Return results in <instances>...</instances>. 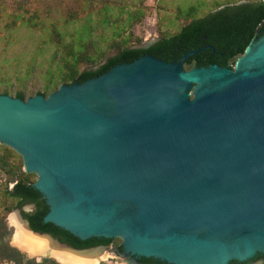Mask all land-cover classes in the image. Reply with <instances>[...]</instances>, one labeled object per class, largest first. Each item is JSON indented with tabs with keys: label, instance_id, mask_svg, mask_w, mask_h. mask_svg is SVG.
Returning <instances> with one entry per match:
<instances>
[{
	"label": "water",
	"instance_id": "1",
	"mask_svg": "<svg viewBox=\"0 0 264 264\" xmlns=\"http://www.w3.org/2000/svg\"><path fill=\"white\" fill-rule=\"evenodd\" d=\"M263 17L221 7L46 96L0 93V144L36 176L2 189L8 219L87 262L264 264V21L224 66Z\"/></svg>",
	"mask_w": 264,
	"mask_h": 264
},
{
	"label": "rangeland",
	"instance_id": "2",
	"mask_svg": "<svg viewBox=\"0 0 264 264\" xmlns=\"http://www.w3.org/2000/svg\"><path fill=\"white\" fill-rule=\"evenodd\" d=\"M214 0H0V86L8 89L9 96L14 91L22 89L24 99L41 92L46 96L63 83L59 80V71L62 70L59 53H66L69 47L80 45L81 41H99L108 38L104 57L107 53L118 49V37L112 40L111 28L106 23V16L124 14L119 11L120 3H127L131 8L139 6L143 15L136 19L130 27L122 29V35L127 38V45L133 46L144 43L149 39L157 40L163 33L167 36L178 31L183 21L174 18V8L177 7L180 18L196 14L197 17L206 12ZM244 2V0H234ZM264 2V0H262ZM238 2V3H239ZM33 11L41 24L38 26L26 25L19 19L12 20L13 16H22L25 12ZM59 36L57 40V35ZM110 37V38H109ZM99 44H103L102 40ZM90 50V49H89ZM102 61V60H101ZM96 64L81 61L78 69H87ZM233 66V65H232ZM48 77L54 80L48 88H44ZM21 170H23L21 166ZM34 180L36 178L35 174ZM14 175H8L0 167V181L12 183ZM9 200H0V211L6 228L8 243L27 258L39 261L47 258L62 264L54 257L29 253L26 247L17 244L15 234L17 228L8 219L5 211ZM120 245V239H111L108 248ZM20 247V248H19ZM0 264H13L7 259H0ZM89 264H127L124 261L108 256L102 262Z\"/></svg>",
	"mask_w": 264,
	"mask_h": 264
},
{
	"label": "trees",
	"instance_id": "3",
	"mask_svg": "<svg viewBox=\"0 0 264 264\" xmlns=\"http://www.w3.org/2000/svg\"><path fill=\"white\" fill-rule=\"evenodd\" d=\"M260 1L263 9H264V2L262 0H244L245 3H253ZM239 1L234 0H214L212 1L211 5L207 7L206 12L203 13V15L197 17L196 14L186 15L185 18H180V14L177 10V7L174 8V18L177 21H183V23H177V25L180 24V27L177 32L166 35V33H163L160 38L157 40H167L169 38L175 37L179 34V32L182 30V28L191 20H197L199 18H202L206 16L209 12H212L218 8L221 7H227V6H234L238 4ZM240 3V2H239ZM119 11H123L122 14H114L111 16H106V23L109 24V27L111 28V35L110 37L112 40L115 41L116 39L114 37L119 38L118 44H113V47H118V49L121 48H127L130 47L127 45V38L122 35V29L126 27H130L132 23L140 18L143 15V10L139 7H133L131 8L127 3H120ZM19 19L20 22L25 23L26 25L31 26H38L41 24V20L39 17L33 13V11L26 13L22 16H13L11 19ZM264 21V17L258 21L251 29L249 35L237 51V53L231 54L224 62V66L231 67L235 61V59L242 53L244 48L248 45V43L253 39V36L255 34V31L259 27V25ZM57 35V34H56ZM109 37V38H110ZM57 40L59 36L57 35ZM102 40L103 44H99V42ZM109 45L108 38H102L99 41L97 40H88L86 42H82L80 45H76L74 48L69 47L68 51L66 53H59V60L61 62V68L62 70L59 71V80L63 84H69L72 81L75 80L77 75L80 71L83 69H78L77 64L81 61H87L89 64H98L101 62V60L104 59L105 50H107L106 46ZM90 49V50H89ZM193 59H189L188 63L182 62V66L184 69H188L193 66L194 64ZM54 79L52 77H48L46 84L44 85V88H48L50 84L52 83ZM20 94V99H24V91L22 89H17L14 91L13 96L15 93ZM0 93L3 94H9L8 89L5 88V86H0ZM37 93V92H36ZM35 93V94H36ZM41 95L44 96L43 93L39 92ZM10 95V94H9ZM22 166V160L18 153L13 151L11 148H9L6 145L0 144V167L7 172L8 175H14L16 181H18L22 185H31L34 182V175L33 173L25 172L21 170ZM14 180L12 183H14ZM6 181H0V200H9V205L5 207V211L11 210L13 207H15L16 203L20 201L19 195H10L6 194L2 189L6 186ZM0 211V259H7L11 261L13 264H58L55 261L47 258H41L39 261H36L32 258H27L25 255L17 251L14 247H11L7 240V235L9 234V230L6 228L5 222L3 220V216Z\"/></svg>",
	"mask_w": 264,
	"mask_h": 264
},
{
	"label": "bare ground",
	"instance_id": "4",
	"mask_svg": "<svg viewBox=\"0 0 264 264\" xmlns=\"http://www.w3.org/2000/svg\"><path fill=\"white\" fill-rule=\"evenodd\" d=\"M15 241L18 242L17 244L22 245L28 249L29 253L34 254H43L49 255L54 257L57 261L61 262L62 264H89L92 262L83 261L71 256H60L54 253H51L43 248H41L34 240L30 237L25 235L21 230L17 229V233L15 234ZM20 248V247H19Z\"/></svg>",
	"mask_w": 264,
	"mask_h": 264
}]
</instances>
